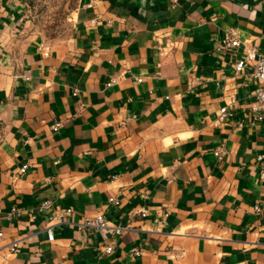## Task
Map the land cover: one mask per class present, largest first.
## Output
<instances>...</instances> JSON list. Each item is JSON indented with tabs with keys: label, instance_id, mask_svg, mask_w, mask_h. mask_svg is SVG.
Here are the masks:
<instances>
[{
	"label": "crops",
	"instance_id": "crops-1",
	"mask_svg": "<svg viewBox=\"0 0 264 264\" xmlns=\"http://www.w3.org/2000/svg\"><path fill=\"white\" fill-rule=\"evenodd\" d=\"M30 1L0 0V264H264V114L220 48L264 54V0H50V40Z\"/></svg>",
	"mask_w": 264,
	"mask_h": 264
},
{
	"label": "built area",
	"instance_id": "built-area-1",
	"mask_svg": "<svg viewBox=\"0 0 264 264\" xmlns=\"http://www.w3.org/2000/svg\"><path fill=\"white\" fill-rule=\"evenodd\" d=\"M220 48L223 50H229V49H237L241 48L242 51V56L238 59L235 60L233 64V70L234 73L237 74L241 71H243L246 67H252V76L253 79L256 82V87L253 90L252 93V102L249 104L248 109L250 113L253 115L256 114H264V54L258 53L256 47L251 44L250 42L247 41H239L237 38V35L229 31L227 32L221 42H220ZM43 55L46 56L47 52L46 49L43 48ZM113 80H111L106 86H109ZM136 82H140V79H136ZM73 95H76L75 92ZM229 104L233 103V96H228ZM222 117V114H221ZM253 121L258 120L256 117H252ZM60 126L59 122H55L53 125L50 126V129L52 131H56ZM215 156L218 155V152L214 153ZM256 162L259 163L260 165V171L258 178L261 182H264V166L262 165V161L264 159V154H259L255 157ZM28 168V165H23L19 169V175L23 174L25 170ZM108 202L110 204H116L113 198L108 199ZM47 207V203L43 202L41 203L37 210L41 211L42 209ZM253 210L255 212H258L259 209L257 206L253 207ZM18 210L15 208H12L10 212L7 214V218L12 217L13 215L17 214ZM134 216H139L140 218L144 217L145 212L144 211H136L133 213ZM81 228L86 229V230H94L97 232H106L110 234L111 236H120L122 235L125 231H127L128 227L126 226H119V225H114L109 223L103 214L101 213H95L92 216H83L82 221L80 223ZM45 235L46 239L48 242H51L53 237H52V232H51V227L48 226L45 228ZM2 237V234L0 233V238ZM18 245V241H13L8 244V252L9 253H14ZM113 243L108 244L106 246H103L100 250L102 254L108 255L112 252L113 249ZM131 253L133 255L138 254V250H131Z\"/></svg>",
	"mask_w": 264,
	"mask_h": 264
},
{
	"label": "rangeland",
	"instance_id": "rangeland-1",
	"mask_svg": "<svg viewBox=\"0 0 264 264\" xmlns=\"http://www.w3.org/2000/svg\"><path fill=\"white\" fill-rule=\"evenodd\" d=\"M62 1L64 0L60 2ZM29 6L31 7V12L28 14L30 24L42 29L43 35L48 40L68 31L67 16L70 10L63 9L61 4L58 6L50 0H32Z\"/></svg>",
	"mask_w": 264,
	"mask_h": 264
}]
</instances>
